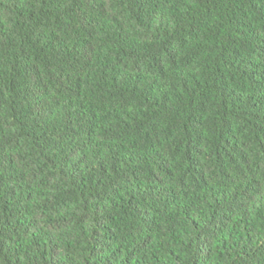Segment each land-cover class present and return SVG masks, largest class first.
Returning a JSON list of instances; mask_svg holds the SVG:
<instances>
[{"label": "trees", "instance_id": "16d2710c", "mask_svg": "<svg viewBox=\"0 0 264 264\" xmlns=\"http://www.w3.org/2000/svg\"><path fill=\"white\" fill-rule=\"evenodd\" d=\"M0 264H264V0H0Z\"/></svg>", "mask_w": 264, "mask_h": 264}]
</instances>
